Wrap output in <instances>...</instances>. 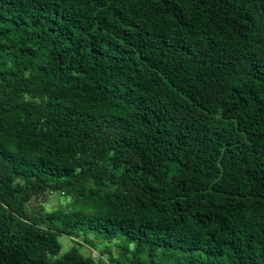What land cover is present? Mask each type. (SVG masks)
<instances>
[{
  "label": "trees",
  "instance_id": "trees-1",
  "mask_svg": "<svg viewBox=\"0 0 264 264\" xmlns=\"http://www.w3.org/2000/svg\"><path fill=\"white\" fill-rule=\"evenodd\" d=\"M0 264H264V0H0Z\"/></svg>",
  "mask_w": 264,
  "mask_h": 264
},
{
  "label": "rangeland",
  "instance_id": "rangeland-1",
  "mask_svg": "<svg viewBox=\"0 0 264 264\" xmlns=\"http://www.w3.org/2000/svg\"><path fill=\"white\" fill-rule=\"evenodd\" d=\"M31 205H35L36 202H31ZM66 204H68V200L67 198H64V196L60 193H54L51 194V196H49L47 198V200L45 202H42V205L44 207L45 210L50 211V210H54L56 208L62 207L65 210H67V207L65 206ZM58 241L61 244V252H65L69 249V247L72 245V239L64 234H60L58 236ZM77 241H80L79 239H77ZM96 243L99 245V247L102 246H109L110 249L112 250L113 255H117V247L114 244V240L111 243H107L105 240H101V239H95ZM82 252L84 254H90L93 257H98L99 256V252L97 249H91L90 247H88L87 245H84L81 248ZM104 258V256H103Z\"/></svg>",
  "mask_w": 264,
  "mask_h": 264
},
{
  "label": "built area",
  "instance_id": "built-area-1",
  "mask_svg": "<svg viewBox=\"0 0 264 264\" xmlns=\"http://www.w3.org/2000/svg\"><path fill=\"white\" fill-rule=\"evenodd\" d=\"M52 193V191H50Z\"/></svg>",
  "mask_w": 264,
  "mask_h": 264
}]
</instances>
